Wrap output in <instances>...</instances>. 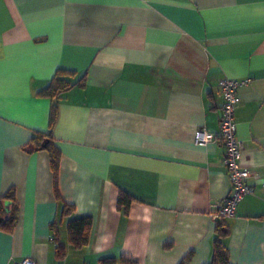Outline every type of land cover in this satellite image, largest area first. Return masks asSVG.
I'll return each instance as SVG.
<instances>
[{"label":"crops","instance_id":"crops-1","mask_svg":"<svg viewBox=\"0 0 264 264\" xmlns=\"http://www.w3.org/2000/svg\"><path fill=\"white\" fill-rule=\"evenodd\" d=\"M59 70L73 85L44 94ZM224 76L240 83L253 186L225 219L224 246L230 264H264V0H0V196L16 199L0 264H208L211 211L231 186L223 144L194 134L218 130ZM54 103L56 192L31 142ZM80 216L91 225L76 248L67 223Z\"/></svg>","mask_w":264,"mask_h":264},{"label":"trees","instance_id":"trees-1","mask_svg":"<svg viewBox=\"0 0 264 264\" xmlns=\"http://www.w3.org/2000/svg\"><path fill=\"white\" fill-rule=\"evenodd\" d=\"M71 73L59 70L51 80L49 86L43 90L44 94L51 97H57L61 92L65 91L73 84L67 81L63 75ZM56 119V103L52 105L49 127L47 132L36 134L31 138V142L36 149H45L49 155V163L53 173V183L55 192L57 191V179L59 170L60 153L59 149L54 144L51 138V129ZM10 202L11 212L8 216H5L4 203ZM133 197L124 191L119 192L118 206L122 207L124 211L129 209ZM16 208V199L14 195V189L10 188L4 195L0 196V230L11 232L16 223V216L14 210ZM72 206L63 202L62 214L66 215L70 213ZM215 222V239L213 242V250L211 259L208 264H230L226 248L224 246V239L228 236V227L225 224V219L214 218ZM91 225L90 216H80L71 219L67 223L68 239L73 247H82L87 242L88 230ZM57 255L62 258L64 250L61 246L57 247ZM190 255H187L178 264H187Z\"/></svg>","mask_w":264,"mask_h":264},{"label":"built area","instance_id":"built-area-1","mask_svg":"<svg viewBox=\"0 0 264 264\" xmlns=\"http://www.w3.org/2000/svg\"><path fill=\"white\" fill-rule=\"evenodd\" d=\"M218 85L222 100L219 128L216 132L208 131L204 127L197 128L194 141L197 145L218 141L224 146L222 164L228 173L230 193L213 205L211 216L226 219L235 216L239 203L245 195L253 191V186L248 181L250 171L243 166V144L237 135L235 111L240 102L238 93L240 83L224 76L219 79ZM13 264H36V262L32 258H24Z\"/></svg>","mask_w":264,"mask_h":264},{"label":"water","instance_id":"water-1","mask_svg":"<svg viewBox=\"0 0 264 264\" xmlns=\"http://www.w3.org/2000/svg\"><path fill=\"white\" fill-rule=\"evenodd\" d=\"M4 211H5V216H8V214L11 212L10 202L6 201L4 203Z\"/></svg>","mask_w":264,"mask_h":264}]
</instances>
